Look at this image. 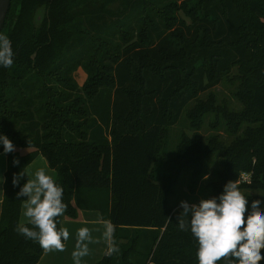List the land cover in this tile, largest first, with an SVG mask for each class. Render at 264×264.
I'll list each match as a JSON object with an SVG mask.
<instances>
[{
    "label": "trees",
    "instance_id": "1",
    "mask_svg": "<svg viewBox=\"0 0 264 264\" xmlns=\"http://www.w3.org/2000/svg\"><path fill=\"white\" fill-rule=\"evenodd\" d=\"M2 33L15 58L0 67V131L16 151L7 154L0 264L44 256L16 231L26 175L13 184L40 155L64 189L58 228L81 210L110 224L112 251L97 264H198L170 198L183 174L193 184L207 175L214 153L222 169L209 198L248 174L239 188L264 199V0H12ZM226 84L238 107L215 91ZM183 115L194 135L184 133L169 159ZM207 116L231 144L201 134Z\"/></svg>",
    "mask_w": 264,
    "mask_h": 264
},
{
    "label": "clouds",
    "instance_id": "2",
    "mask_svg": "<svg viewBox=\"0 0 264 264\" xmlns=\"http://www.w3.org/2000/svg\"><path fill=\"white\" fill-rule=\"evenodd\" d=\"M15 52L8 36L0 32V67L11 68ZM0 149L7 155L16 151L13 141L0 131ZM15 165L19 160H14ZM27 174L14 176L13 184L19 185ZM28 177V176H27ZM204 181L210 179L203 177ZM64 189L44 169L35 172V179L28 178L17 193V199L27 197L24 215L31 225H18L16 231L27 240L38 242L44 250H64L63 241L69 238L66 228H58V218L67 205L63 201ZM249 201L236 182L229 181L218 196L201 199L198 203L181 201L183 219H178L181 231H190L198 243V264H260L264 260V204L254 201L249 210ZM111 227L107 235L110 237ZM83 242L88 238L87 227L78 230ZM79 248V243H78ZM87 248L74 252V258L86 255ZM77 264L79 261L77 260Z\"/></svg>",
    "mask_w": 264,
    "mask_h": 264
},
{
    "label": "crops",
    "instance_id": "3",
    "mask_svg": "<svg viewBox=\"0 0 264 264\" xmlns=\"http://www.w3.org/2000/svg\"><path fill=\"white\" fill-rule=\"evenodd\" d=\"M0 154L2 153L0 152ZM4 156V170H2V168L0 169V216L4 195L5 172L7 170V155ZM41 168L45 170L47 175L57 181V172L50 168L47 160L41 155L27 167V180L28 178L34 180L35 172ZM25 204L26 202L22 207L21 225L29 223L28 218L24 215ZM62 227L66 228L69 232V238L63 243L64 250H45L44 256L38 264H77V260L79 264H97L111 249V236L109 237L107 235L108 228L111 226L108 222L103 220L100 211L81 210L77 219H65L62 223ZM84 227L89 229V235L87 239L80 242L77 233L80 228ZM84 247L87 248L86 255L74 258L73 253Z\"/></svg>",
    "mask_w": 264,
    "mask_h": 264
},
{
    "label": "rangeland",
    "instance_id": "4",
    "mask_svg": "<svg viewBox=\"0 0 264 264\" xmlns=\"http://www.w3.org/2000/svg\"><path fill=\"white\" fill-rule=\"evenodd\" d=\"M79 84L81 86L84 85V83L87 80V74L84 70L80 69L77 76H76ZM234 85L226 84L219 86L215 91L219 95L221 99H227L231 104H233L235 107H238L237 102L233 98V92H234ZM194 103H192L189 108L193 106ZM210 117L207 116L205 118L204 126L201 130V134L208 138L211 135H219L220 139L225 142L227 145L231 144L234 137H231L224 127V125H220L218 129L212 128L210 125ZM187 134L188 136L192 137L194 135V131H192L189 127V122L186 117V115H183L180 122L171 128L170 135L167 140V146L164 149V152L167 156V158H172L176 155L177 146L181 141V136L183 134ZM27 150H21L22 154H25ZM4 158L5 156L0 154V169L4 170ZM162 165V164H161ZM165 167H161V170L164 171ZM222 169V158L219 153L212 154L207 162H206V174L210 177L209 180L204 181V179H201L197 181L196 183H192L190 181V175L183 174L181 176V179L179 183L175 187V192L171 196L170 201L173 206H180L181 201H188L189 203H198L201 199H207L210 197V190L208 188V185L210 182L215 181L217 178L218 172ZM250 176L248 174H243L241 177V181L237 184L239 185L242 182L249 181ZM242 192V194L248 198L249 201V210L251 208L252 200L257 197L260 203L264 204V199L261 200V197L263 194L259 191H254L247 188H239Z\"/></svg>",
    "mask_w": 264,
    "mask_h": 264
},
{
    "label": "water",
    "instance_id": "5",
    "mask_svg": "<svg viewBox=\"0 0 264 264\" xmlns=\"http://www.w3.org/2000/svg\"><path fill=\"white\" fill-rule=\"evenodd\" d=\"M12 0H0V32L3 31L11 8Z\"/></svg>",
    "mask_w": 264,
    "mask_h": 264
},
{
    "label": "built area",
    "instance_id": "6",
    "mask_svg": "<svg viewBox=\"0 0 264 264\" xmlns=\"http://www.w3.org/2000/svg\"><path fill=\"white\" fill-rule=\"evenodd\" d=\"M112 250L110 249L108 252L110 253Z\"/></svg>",
    "mask_w": 264,
    "mask_h": 264
}]
</instances>
